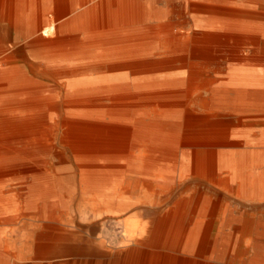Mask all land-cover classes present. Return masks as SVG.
Instances as JSON below:
<instances>
[{"label": "bare ground", "instance_id": "6f19581e", "mask_svg": "<svg viewBox=\"0 0 264 264\" xmlns=\"http://www.w3.org/2000/svg\"><path fill=\"white\" fill-rule=\"evenodd\" d=\"M176 4L190 10L183 34ZM254 11L264 20V0H0V264H211L218 236L208 258L209 236L229 203L181 183L228 190L240 179L250 196L264 136L245 133L239 149L240 133L205 111H165L208 86L201 65L220 69L231 37L253 39L260 54L231 50L228 69L264 78ZM180 39L203 64L171 56ZM257 206L234 229L237 264ZM87 215L122 228L115 245L77 228Z\"/></svg>", "mask_w": 264, "mask_h": 264}, {"label": "rangeland", "instance_id": "374dc122", "mask_svg": "<svg viewBox=\"0 0 264 264\" xmlns=\"http://www.w3.org/2000/svg\"><path fill=\"white\" fill-rule=\"evenodd\" d=\"M241 1V0H239ZM186 6L184 4H176L174 5V9L172 10V15L177 23L175 26V32L178 34H183L187 30H191V25L188 22V12L190 10L184 9ZM258 12V11H257ZM254 11L253 16V23H252V31L256 37L264 40V20L259 19ZM261 12V11H259ZM188 43V40H179L175 43V46L172 50L171 56H182L187 55L189 57V62L191 64H203L204 61L201 59H197L191 57L190 53L185 51V44ZM253 39L250 38H229L227 45L222 47V51L219 52L217 55V63L220 66V69L210 67L209 65H201V78L204 81H208V86L205 88H193L191 89V97L190 102L186 105L185 109H183L179 104L178 99H174L172 105L165 111V113H171L174 116H180L181 118H192V117H200L204 115V111L206 110L207 106V97L209 89H213L214 87H220L224 85H232L237 84L238 86H249V82L246 83L245 76L249 72L247 71H239V70H232L228 69L229 58L227 54L230 53L231 50H234L237 54H240L241 57L246 59H255L260 54L258 44H255ZM263 55V54H262ZM206 63V62H205ZM205 66V67H204ZM244 72V73H242ZM246 72V73H245ZM237 75H242L241 83L238 82L240 79ZM237 83H236V82ZM259 82H264V78H260ZM201 102L205 103V107H201ZM238 116H229V113H222V118H250V121L247 122L242 121L239 125L241 131H245L241 133L239 137V142L243 146H239V149L244 148V135L247 132V136L259 137L261 134H264V118L251 115L248 112H239ZM227 114V115H226ZM238 119V121H239ZM253 135V136H252ZM249 138V139H250ZM254 140V139H253ZM219 182L217 180L209 181V180H193L189 179L184 182H180L181 184H185V186H181L180 189L185 190L186 192H190L193 189L198 190L202 195V198L213 199V200H227L229 203L224 211V220L223 223L216 222L213 225L212 231L209 236L207 248L205 251V256L210 257L214 242L218 236V242L215 254L211 259V264H237L231 258H229L228 252L230 248V243L232 241V229L233 226L236 224L238 225L242 220L245 219V216L248 211H251V204H254L256 207L259 205V212H264V202L260 203H250L249 202V195H245L242 193V187L240 188L239 184L241 183L240 179H238L237 187H230L228 190L221 186L212 187L209 186L210 183ZM235 183V184H236ZM174 199V197H171ZM258 207V206H257ZM261 210V211H260ZM88 217H77L76 218V226L79 229H87V227L92 226L94 228L95 234L102 235L107 238V240L112 244L115 245L118 239H120L122 235V228L119 225H113L112 222L106 223L102 228H97V224L95 220H92V216L87 215ZM264 214H259L258 217L255 219L254 224V233L251 245L248 248H243L242 251V260L243 264H264Z\"/></svg>", "mask_w": 264, "mask_h": 264}, {"label": "crops", "instance_id": "0c3cea01", "mask_svg": "<svg viewBox=\"0 0 264 264\" xmlns=\"http://www.w3.org/2000/svg\"><path fill=\"white\" fill-rule=\"evenodd\" d=\"M247 72L249 73L244 76L246 83L249 82V86H238V83L235 81L237 84L224 85L216 88L214 87L208 91L207 106L205 110L206 116L210 119V121L222 125L221 130L224 132L234 131L235 133H244L245 131L243 132L240 130L239 124L242 121H250V118H222V113H229V116H238L240 114L239 112L241 111L242 113L248 112L251 115L264 118V82H259V78H257L256 73L254 74L251 71ZM237 76L240 78L238 82L241 83L243 80L242 75ZM261 135L264 136L263 133ZM257 138H260V136ZM254 147L260 148V145L257 143ZM261 148L264 150V147ZM262 162L263 163L261 166L256 165V167L252 170L256 184L253 193L249 196V201L251 203L264 202V193H261L258 191L259 189L256 188V186H258V179L260 178L259 172L264 171V160ZM259 214H264V212H255L249 234L244 244L245 248H248L252 243L253 234H255V219ZM244 220H242L238 225L236 224L233 226L231 233L232 237L234 234V229L241 227Z\"/></svg>", "mask_w": 264, "mask_h": 264}]
</instances>
